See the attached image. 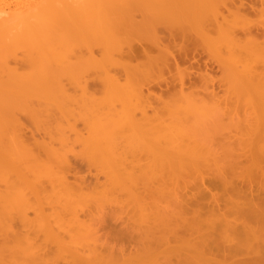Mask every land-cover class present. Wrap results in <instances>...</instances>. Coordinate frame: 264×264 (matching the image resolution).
<instances>
[{
	"label": "bare ground",
	"instance_id": "bare-ground-1",
	"mask_svg": "<svg viewBox=\"0 0 264 264\" xmlns=\"http://www.w3.org/2000/svg\"><path fill=\"white\" fill-rule=\"evenodd\" d=\"M29 1H20V3L23 4V6L25 2L29 5ZM2 2L3 1L0 0V115L3 114L4 118L7 120L9 112L8 108L10 109L12 107L10 112L13 110V113H16L15 111H17V109L19 110V108L20 110L24 109L25 105L29 103L27 102L28 99L26 100L27 96L30 98L29 95L26 96L28 92H31V95H33V91H35L37 96L40 95H38V92L41 93L47 91L48 94L51 93L48 85L55 77L56 81L54 80V82L56 85L59 84L60 88L58 87L59 89L57 90V92L59 91V95L56 94L54 98L58 100V97L62 96V98H60L62 101H60V99L59 101L61 104L63 103V106L60 103H57L59 110L62 107H65V110L66 108L69 109L67 103L76 106L79 104L80 108L82 106V109L85 110L83 111L80 109V111L82 110L87 113L86 115V113H81L82 111L80 112L82 117L81 120L87 116L84 121L82 120V124H84L85 129L87 130V134L90 135L88 137H91L88 140L91 142L93 141L94 144L90 143L94 145L93 147H95L94 151L91 147L92 145L89 143V146H86L90 149V151H94V153H89L88 149L87 151L90 157L93 153L92 157L96 155L97 158H99L97 159L96 157H91L92 160L95 159V161H97L95 164L98 163L100 165L101 160H104L102 162L107 163V167H109L107 168V170H109L108 173L102 171L103 174H109V176H105L104 174V176L108 178L107 182H111L109 178L113 176L111 180H114L116 177L113 183H119L118 186L123 183L128 185L129 183V186L125 189H128L134 197V200H136V205L140 210L139 211L136 207V211H139L140 213L137 220H140L132 222L133 217H130L131 220L128 219V221H131L134 226L141 231V234H139L136 238H132V240L138 244V250H136V253L130 254L126 250H121V255H116V252L113 250L104 253L100 250L99 240L101 236L99 233L101 229L104 230L103 227L105 225L101 222L96 224L93 219H82V215L80 217L76 207H74L75 204H72L73 206L71 205V207L68 204V208L67 204L60 202V204L62 203V205L64 204V206H67L64 210L63 208L61 209L63 214L61 213V210L58 209L60 216L61 214L62 216L64 215L65 209L66 211L70 209L69 211L72 213H69V211L67 213L65 212L67 215H72L69 216L70 218H68V216H66L67 218L61 216L62 218H60L59 215L57 217L52 215H41L43 212L40 211V209L37 210L36 205L38 204L37 207H39V205L40 207L42 206L40 200L43 196L44 186L39 182H43L45 178L46 181L49 179L47 182L48 184L49 182L51 184V178H48V176L51 171L52 173L56 171L54 166L46 163H44V165L42 164V161L49 151V154L54 155L55 157L56 155L52 153L54 150L51 149L56 147L54 145V147L52 146V148L48 150L49 147H46L45 145L43 146L44 154L41 152L39 155V152H36L35 148L40 146L39 149L37 148L40 150L43 142L39 140L41 143L39 144V142H35L34 139L30 141V138H26V135L23 134L24 132L22 133V130L24 131L25 129L24 125L20 128L18 125H13V129L11 130L17 129L18 127V132H14L15 135H12V138H8L10 135H6L7 129L5 128L4 130L3 126L8 125L10 122H14L13 120H16L15 117V119L12 120L11 116H8L11 119L10 122L4 119L5 123L7 122L8 124H3L2 126L1 123L4 121L0 123V175H2V172L6 168L4 158L7 154L9 155L11 153L9 155L11 156L13 152L17 153L16 149L19 146L20 148L18 147V153L20 155L23 153V157L21 158H23V160L25 158L26 162L23 161L22 166H19L21 164V159H16L11 156L10 160H14L15 158V161L13 162L12 160V162L16 166L14 164H8L9 166L11 165V167H17V164H19L16 168V170H18L17 173L19 174H14L16 171L12 169L14 171L13 173L10 168L8 169L13 173L12 177L14 179L19 176L20 171L24 169V173L27 178L31 179L33 183H30V185L29 183L27 185L25 184L24 188H18L19 190H17V193L15 192L17 188L15 189L12 185H8V183L3 181L4 179L0 177V184H2L0 187H3V183L5 182L8 186H10V189L5 185V183L4 185L11 190V192L8 191V189L4 186V189L1 190L2 195L0 194V264H53L52 261L50 262L51 259L49 258L51 250L49 247L50 245L56 246L62 250V253L69 255H67L68 259L65 264H136L134 261H137L138 263L141 262L142 264H264V207L257 202L251 180L255 174L256 177H259L258 180L262 182L260 184L264 183V141L260 142V140H264V134L260 133L261 129H264V122L262 123V120L264 121V9L261 10L262 16L258 21L259 23L255 24L257 21L255 22L248 19V14L250 12L257 14V8L254 5V2L249 5V3L245 0H31L30 3H34L30 4L28 8L25 6L27 9L21 12H16L19 10L17 9L18 6L20 7L21 5L20 3H17L19 5L16 6L17 10L14 8L16 11L13 13L10 11L5 13L7 8L4 10L3 7H1ZM257 2L259 4H263L264 0H257ZM250 3L252 2L250 1ZM146 9H148L147 17L150 21H147L149 19L144 17H142L144 20L142 19L138 21L139 19H136V14L139 13L137 15L142 16V11L146 12ZM259 9L260 8H258V10ZM8 10H11V8ZM7 13L9 15L5 16ZM141 21H146L148 25L145 26L144 23H140ZM55 30H57L58 33ZM59 30H63L64 33L60 34ZM145 32H148L149 37L141 40L140 34ZM130 34L131 37L129 36ZM240 35H244L243 38ZM127 36L130 38H127ZM77 39L78 42L80 41L79 45L74 42ZM180 39L182 40V43L176 42ZM55 40H57V44H60V46H62V44L67 46L70 45V47L74 44L77 45L74 47L72 46L70 50V47H67L69 52L65 50L66 53H72L71 55H64L65 58L68 56L67 60H71L72 57L75 58V56H77V58H75L77 60L79 59L78 57L80 54H82L85 50L89 52L90 55L87 60L84 57L86 55L85 52V55L83 56L84 58L80 57L81 59L83 58L84 61H82L83 59H79L82 63L85 62L84 67L82 65V71H85V73L88 69L86 68V64H89L90 66L92 65L93 67V69H88L89 72H92V70L95 71L94 68H97V72L99 71L98 69H100V71L102 69V65L100 66V64L98 68L96 58L94 57V55L97 54L94 53L96 49L93 48L94 46L101 48L100 50L97 48L99 50L98 54H100V51L103 49L107 58L104 57L102 54L103 52L100 55L103 56L104 59L106 58L108 61L112 60V62H108L106 59L103 60V65L105 66H107V64L112 65V63H115L111 57L110 60L108 58V55L111 56L114 51V54L116 53L117 56H122L117 58H122L120 61L125 59L123 58L126 57L125 55H127L126 59L129 58L130 60L131 58V62L134 59L137 60L139 57L140 59L142 58V61L136 63V65L129 63L127 64L128 66L123 63L124 66L128 67H123L126 71H123V69H121L122 65H120V70L125 72L126 75V78H124L125 81L123 82L120 81V77L118 76L119 74L116 75V72H114L115 74L111 73L112 70L109 71L106 67L108 72L105 71L106 68L104 71L107 75L103 74V72H98L102 73V77L105 78H99L100 81L104 80V82L102 81L104 83V86L102 85L103 87L97 85V88L99 87L98 90L97 88H93L96 92H93L94 90L91 88L94 93L93 94L92 92L84 93L88 91V87L90 86H87V90L85 91L86 87H83L82 85V91L84 89L83 93L81 95H75V92L74 94H71L68 91L70 88H65V84L67 82L66 77H68L67 80L69 81L73 77V79H77L78 77L86 78V76L88 77V74L83 76L84 74L81 73L82 71L76 69L77 65L76 62H74L76 60L74 59V61L71 60L68 62L70 64L67 63L66 68L64 67V64L62 63H64L63 61H65V59L62 57L60 58V56L64 54V49L59 48L57 45L62 52L59 50V53L56 50V52L60 55L56 52L55 54V49L53 50L54 47L52 46L54 45ZM83 40L87 41L89 46L85 43L84 47H88H86L84 51L81 49L83 52H78V56V54L76 55V52L74 51L80 50L78 46L82 47V44L84 43L82 42ZM145 40L147 43H150H148L149 47L152 45L150 47L151 49L145 47L143 43H146ZM64 41L66 43H64ZM67 41L69 42L67 43ZM20 47H25L24 49L26 52L28 50L29 52L36 54L35 58H37V60H35L34 63L35 70H33L34 74H32L33 72L30 71V69L32 70V67H29V71L32 74L29 75L31 76V80L26 79V76L23 75L24 72L26 74L28 69L23 72V76L19 74L23 77H19L20 80H18L15 75H13V77L10 76L11 80L10 77H8L10 81L13 82L12 79H14V83L18 84L14 86V83L10 82V84L14 86V88H11V85L3 80L2 74L4 72L6 73L8 70L10 71L7 72L8 75L13 73L11 69H13L17 74L15 70L16 67H8L11 63L8 66L6 64L7 62H12L11 57L9 59L10 61L6 59L2 60L4 58L2 53L5 49L9 50L10 48H13L12 52L16 50V53L18 54L19 50L17 51L16 48ZM72 48H74V50ZM152 48H154L157 52H154ZM11 50L12 49L7 52L10 53ZM70 51H73L75 56H73L74 53ZM122 54L125 55L123 56ZM6 55L5 57L7 58ZM54 56L57 60H59L57 62H60V59H62V63L60 62V64H62L61 66H63L64 70H67L64 71L61 67L64 72L68 73L69 71L71 73L72 71V74L76 71L81 72H76L73 77L70 73L69 75H66L67 73L62 74L64 76L66 75L65 82L62 79L63 76H59V74H61L59 71L61 70H59L60 68L55 65L57 62L55 63L54 61L56 60H53L54 63L51 62V59H55L53 58ZM196 56L201 58H203V56H207L208 58L207 60H202L200 58L197 59ZM24 57L25 56H23V58ZM16 59L17 58L13 59V62L15 60L17 63L18 59L17 61ZM105 61H107V64H104ZM29 63L30 65L33 64L31 60ZM72 63H75L76 66H69L72 65ZM82 63L78 62V65L81 66L80 64ZM125 63H127V60ZM194 63H196L198 67L195 69L204 70L202 67L205 68V72H199V77H197L199 79L202 77L200 80L205 78V80H203L204 82H209L206 80V77H208L206 76L207 74H205L208 73L206 71L214 70L213 67L215 66L222 71L223 76L218 78L219 80L210 76V72L208 77L211 84L215 79V83L216 81H219L220 83H224L226 86L225 95L222 96L223 99L220 97L222 100L218 97V94L215 91L212 92L214 95L215 93L217 95H210L209 99L207 98L208 101L204 99L205 97L202 98V95L199 96V93L195 96L191 90L190 92L184 91L185 87L188 88V86L192 85L193 87L194 84L196 85V83L192 84V82H196L192 78L194 77V79H197L195 78V71L191 72L192 67H194ZM181 64H185L186 66L187 64H190V67L182 68L180 66ZM94 65L97 66L94 67ZM110 65H108V67ZM129 65H132L131 69L129 68ZM18 69L19 67L17 70ZM172 69L176 70V74H173L172 80H169L171 77L166 78L164 75H166L167 72L172 74ZM116 70L119 71L117 68ZM19 73H21V70H19ZM56 74L59 76L60 81L57 79L58 76ZM33 75L35 76V79H32V77H34ZM101 75L98 76L100 77ZM155 75L158 79H155ZM29 76L27 77L29 78ZM69 76H71V79ZM89 76L93 77L94 75L90 74ZM210 77H212V79ZM51 78L53 79L51 80ZM62 81L65 82L63 86H61ZM54 82L52 84H55ZM70 82L71 81L68 83ZM190 82L191 85L189 84ZM163 84H166L167 87H181L180 91L178 90V93L175 91L177 94L175 92L173 94H168H171V99L168 97V100L165 103L166 105L162 103L165 107L164 110H174L173 112H175L176 109H178L175 113H171L170 117L166 119L165 116H161V113L164 114V112H161L160 110L159 111L161 113H159L161 115L159 113L156 114L158 110H155L156 115L148 114V108L145 104L148 105V100L151 97L150 94L144 95L145 92L143 91L144 87L156 85L161 88ZM205 84L208 85V83ZM7 87L10 89L8 90ZM79 88L81 90V87ZM98 91H102V96L97 94H100ZM35 92V95L33 96L36 100L37 96ZM19 95L20 97L22 96L25 98V104L23 101L22 108V104L17 99V96ZM49 95H51V97ZM49 95H47L45 99L49 96L52 101V93ZM160 95L163 94L160 93ZM159 97L163 99V96ZM50 100H45L44 107L42 106L41 109L45 108V106L47 107V104L49 103H47V101ZM36 101L38 102V100ZM40 101H42V99ZM231 101H234V103L232 102V104H234L233 106H229V102ZM7 102L10 104L7 105ZM16 103H20L21 106ZM33 103L36 107L35 102ZM33 103L31 104L33 105ZM241 103H245V107H247L246 112L245 110L239 111L240 106H244L243 104L241 105ZM29 104L25 107V109H29ZM3 106H5L4 109L2 108ZM205 107L206 109L212 110L213 108V110L217 109L218 111L219 108H221L220 110H222L223 118L225 116H228L231 119L233 117L238 118H236L237 122L234 124V128L237 132L234 129L229 132L228 129L226 127L225 128L227 129L228 134H231V132L234 134L237 133L235 136H231L233 137L232 142L235 141L236 144H234V142L233 144L238 147L240 146L241 148L239 147V150L241 151L236 153V147L234 148V145L230 144L231 142L228 141L229 147L233 153L229 151L228 153L231 155L229 154L230 156L226 157L228 154L226 153L227 155H225V153L222 152L221 155H223L219 156L220 153L218 154L217 148L212 145L215 139H211L209 141L210 138L203 137L205 138L204 140L202 137H199V134L201 133L200 131L203 127H201V125L203 123L197 124V122L190 121L189 123H185L176 119L177 112L179 111V113H182L180 112L182 111L180 109H184L183 113L185 114V109L192 112L197 111L196 109H205ZM48 108L51 110L53 107L49 104L46 108L47 110H40L41 112L46 111L45 113L48 114ZM257 108H259V112H256ZM103 109H107V112L106 110L103 112ZM67 111L68 110H66L65 113H67ZM68 112L71 113L70 110ZM78 112L75 114H79ZM242 112L245 113V120L249 123L243 122L244 119L242 117ZM219 113L217 112L215 115H218ZM72 114L75 121L77 118L74 113ZM138 114L141 115L139 116ZM186 114H188V112ZM3 115L0 116V119L3 118ZM48 116H50V111L47 117ZM248 116H250V118L252 116L254 120H251ZM250 121L254 122L250 123ZM17 122L19 124V121ZM77 122H79L78 119ZM75 124L76 123H71L70 125L73 126ZM20 125L21 124H19V126ZM217 126L214 125V127ZM67 127L69 126L67 125ZM74 127L77 126L75 125ZM219 129L221 130L222 128ZM20 130L21 133H19ZM68 130H70V128ZM222 130L223 132L226 131L225 129ZM60 131L61 130L58 132L61 133ZM74 133L75 132L73 131V134ZM208 134L210 135V133ZM261 134L263 135V139ZM212 135L213 134L211 133V138L214 136ZM14 136L18 137L17 140L20 143L14 138L17 142V144L16 142L15 144L18 146H16V149L12 151L8 146H11L9 144H12L10 142L13 141L11 139H13ZM61 136L62 134L59 137V143L62 141L65 142L63 140L64 136ZM5 138L10 139L11 141ZM79 139H81L80 135ZM6 140L8 143H6ZM207 140L208 143L212 141L211 144H207L205 142ZM82 141L83 142L80 143L83 145L85 140ZM31 142L34 143L32 144ZM67 143L70 145L69 142ZM259 143H263L262 146L259 145ZM52 144H54V142ZM257 144L259 146H257ZM224 145L226 146V144ZM256 147L258 149H256ZM58 149H56V152L61 151L62 153V150ZM235 149L236 151H234ZM8 151L12 152L8 153ZM59 153H56L58 154L57 156H59H56L58 161L62 156L60 155L61 153ZM224 155L225 157H223ZM41 156L43 159H41ZM8 157H6V159ZM46 158H48L47 161L51 160H49V157ZM47 161L44 160L43 162ZM60 161L63 163L61 165H65L64 167L66 169L62 167V170H57L56 172H58L57 177L62 189L69 191V193L71 191L70 194L67 193L66 195L70 196L71 194L76 193V190H87L86 186L85 188L79 186L78 188L80 189L74 187L77 184H72L70 180V176L74 173L72 172V174L69 175L71 172V170L69 172V169L72 167L73 171L74 166L69 160L67 161L66 158L64 160L62 158ZM25 163H29V165H25ZM234 163L236 165H234ZM52 164H54V162ZM43 165H47V168ZM61 165L59 164V166ZM53 167L55 171H53ZM226 167L231 168L228 174L227 171H225ZM18 168H22V170ZM43 170L51 171L46 172L45 174ZM107 170L105 169V171ZM36 172L37 175L39 174L38 172H40L38 177L41 179H36ZM9 173L6 174L11 175V173ZM47 173L49 174L47 175ZM151 173L154 174V177L152 176L153 174L150 175ZM53 174L49 177L53 176ZM45 176H47V178ZM150 176L153 178H150ZM180 176L183 178L182 183H184V185H186L187 179L192 176L200 179L202 183L201 187L205 191H201L198 196L194 197L196 200H198L199 196L202 200L205 199V197H209L212 202L209 204L207 203V206L205 207H200L196 200L192 202L179 201V205L174 209L166 207V209H163L160 207L158 204V201H160L159 196L164 198L165 196L173 194L174 191L180 189L178 186L179 183L177 184ZM260 178H262V180ZM19 179L20 178L17 177L16 181H19ZM167 180H169L170 184L173 183V186L168 185ZM172 181H176V185ZM43 183H45V181ZM116 185L113 184V188L111 190L107 188L105 189L107 191L109 190L108 192H111ZM16 186L18 187V185ZM220 186L224 188L226 192L225 196L213 193L212 188L217 189L220 188ZM260 186H263L264 191V184ZM2 187L0 189H2ZM50 188V190L53 189V191H56L57 186L55 188ZM121 189V191H126L124 188ZM5 191L8 194V198L6 199L5 197L7 194ZM40 192H42V196L39 195L41 197H37ZM113 192L115 193L117 190ZM9 193L14 194L10 195ZM56 193L57 192H54L53 194L55 195ZM30 194L33 196L36 194V196L33 197ZM227 194L230 196L229 198L226 197ZM54 195L50 196L52 198L51 201H53L54 198L56 199L58 193L55 197ZM11 196L12 199L10 198ZM30 196L33 199L37 197V204L33 199L29 198ZM63 196H61L62 199L64 197L67 198V196ZM58 197L60 199V196ZM151 198L156 200H154V202H157L155 206L157 209L153 208V210L150 208L148 200ZM5 200H7L8 203L5 202ZM29 200L33 201L35 206L32 205L33 203ZM78 200L80 201L79 198ZM48 201V204L50 203L51 205L47 204L51 207L49 209H52L53 206L54 208L59 206L57 201L55 202L57 204H55L54 201L52 202L57 206L52 205L50 199ZM17 203H19V205ZM83 205L85 204H82V206ZM10 206L14 209H11ZM26 206L27 208L33 206L30 208L31 210L34 208L37 212H40L39 219L37 217L38 215L35 218V220L38 219L37 221L33 219L34 223L31 222L32 219H28V210ZM79 206V208H83L81 204ZM158 206L162 209H158ZM22 207H24L27 211H25L24 208L22 210ZM85 207L86 206H84V208ZM88 208L89 207H87V210L90 209ZM194 208L195 210L193 211L192 209ZM9 209L13 214L14 211L17 212L15 213L17 216L19 213L23 214L20 216V219L16 218L20 222L16 221V219L8 213ZM50 211L53 212L55 210ZM73 211H75V213ZM32 212H34V210ZM88 212H86V214H88ZM133 221H135V219ZM18 223H20L22 227L19 228ZM28 224H30V226H28ZM26 225L30 228V230L32 229L31 227L35 228L29 232L30 230L28 227L26 228ZM22 229L23 231H21ZM117 233H119L122 237H126L129 234L128 231H123L122 228ZM121 239L122 241L127 240V238ZM85 248L89 249L88 253L86 250L84 251ZM79 250H83L82 253H80ZM76 252L78 254L77 256H75Z\"/></svg>",
	"mask_w": 264,
	"mask_h": 264
},
{
	"label": "rangeland",
	"instance_id": "rangeland-1",
	"mask_svg": "<svg viewBox=\"0 0 264 264\" xmlns=\"http://www.w3.org/2000/svg\"><path fill=\"white\" fill-rule=\"evenodd\" d=\"M3 2H2V5H1V7H3V9L5 10L6 8H7V10L5 11V13L6 12H8V11H10L11 13H13L14 11H16L17 9H19L18 11H16V12H21V11H24V10H26L27 8H28V6L30 5V4H33L34 2H31L30 3V1L29 0H20V1H29V5L28 4H26V2L24 3V6H23V4H21L20 3V1L19 0H2ZM8 3H6V2ZM35 1V0H34ZM53 1V0H52ZM54 1H56V0H54ZM246 2H248L249 3V5L250 4H253V2H254V5L256 6V8H257V14L256 13H253V12H250L249 14H248V19H250V20H252V21H257L255 24H258L259 22V20H260V18H261V16H262V14H261V10L262 9H264V3L263 4H259L258 2H257V0H250L252 3H250V1L249 0H245ZM16 2V3H15ZM6 3V4H5ZM9 3H10V5H9ZM13 3V4H12ZM17 3H20L21 5H20V7L18 6V8L16 7L17 5H19V4H17ZM28 3V2H27ZM247 3V4H248ZM15 4V5H14ZM13 5V6H12ZM8 6V7H7ZM25 6H27V8L25 7ZM262 7V8H261ZM11 8V10H8V9H10ZM16 10H15V9ZM21 8V9H20ZM258 8H260L259 10H258ZM12 9H14V10H12ZM143 12V15L142 14H140V15H142V16H138L137 14H139V13H137L136 14V19L138 20V21H140V20H142L143 18L142 17H144V18H148L147 17V15H148V9H146V12L145 11H142ZM10 13V14H11ZM256 14V15H255ZM264 14V13H263ZM7 15H9L8 13L5 15V16H7ZM3 16H4V14H3ZM149 19V18H148ZM144 20V19H143ZM145 20H147V19H145ZM147 21H150V19L149 20H147ZM140 23H144L145 24V26H147L148 25V23L146 22V21H141ZM260 23H261V21H260ZM260 25V24H259ZM57 29V28H56ZM56 32H57V30H55ZM60 31V34H62V33H64V31L63 30H59ZM55 32V34L57 35V33ZM53 33H54V30H53ZM165 33V32H164ZM59 34V35H60ZM66 34V33H65ZM139 35V34H138ZM138 35H137V37H138ZM58 36V35H57ZM130 37H131V34L129 35ZM129 36H127V38H130ZM152 36V35H151ZM242 38H243V36L244 35H240ZM147 37H149V34H148V32H145V33H141L140 34V38H141V40H143V39H145V38H147ZM151 38V37H150ZM149 39V38H148ZM59 41V40H58ZM77 41V42H76ZM76 41H74L76 44H80V41L78 42V39L76 40ZM146 41V40H145ZM176 41V40H175ZM69 41H67V43H68ZM72 42V41H71ZM71 42H70V44H71ZM82 42H84L83 44H82V47L81 46H78V48H80V50L79 49H77V50H79V51H74V52H76V55L78 54V56H79V53H81V51L83 50L84 51V49H86V47H88L89 45H88V42L87 41H85V40H83ZM176 42H181L182 43V40L180 39V40H178V41H176ZM58 42H57V40H55L54 41V45H52L53 47V50H54V53L56 52V50L59 52V50L61 51V49H59V48H62V49H64V54H62V56H60V58L62 57V58H64L65 59V61H63L64 63H62V59H60L61 61V63L62 64H64V67L66 68V66H67V63L68 62H70L71 60L72 61H74V60H76L75 58H77V56H75V53L73 52V51H70V52H73L74 54H73V56H75V58H73L72 57V59L71 60H67L68 59V56H67V58H65L64 57V55H71L70 53H66V51L65 50H67V52H69V50L71 49V47L73 46H75L76 44H74V45H71V47H70V45L69 46H67V45H65V44H62V46H60V44H57ZM64 43H66L65 41H64ZM85 43H87L86 45H88V46H86V47H84L85 45ZM90 43V42H89ZM144 43V45H145V47H147L148 49H151L150 47L152 46H150L149 47V44L147 43V41H146V43L145 42H143ZM55 44H56V46H55ZM73 44V43H72ZM92 44V43H91ZM59 46V48H58V46ZM63 45H65V46H63ZM178 45V44H177ZM77 46V45H76ZM127 46V45H126ZM64 47V48H63ZM69 48V50H68V48ZM25 48V47H24ZM24 48H22V47H20V48H16L17 49V51H18V54L16 53V50L14 51V52H12L13 51V48H10V49H12L11 50V54H12V56H11V54L9 53V52H7V51H9V50H7V49H5V51L3 52V53H5V54H3L2 53V56H4V58L2 59V60H4V59H6V60H9L10 59V57H11V60H12V62H7V61H4V62H7V66L8 67H11V68H15V70H16V72H17V74L14 72V70L13 69H11L12 70V72L13 73H11V74H7V72H10L9 70L8 71H6V73L4 72L2 75V77H3V80H5L6 82H8L9 84H10V82H12V81H10L11 80V77H13V75H15V76H17L16 78L18 79V80H20L19 79V77H22L23 75L24 76H26V79H29V80H31L30 79V77L31 76H29V75H32V74H34V71L33 70H35V60H37V58H35L36 57V54L35 53H32V52H29L28 50H27V52H26V50L24 49ZM52 48H51V50H52ZM57 48V49H56ZM75 48H77V47H75ZM93 48H96L95 49V51H94V53H97V54H95L94 55V57L96 58V61H97V65H98V68H99V64H100V66L102 65V69H101V71H100V69H98L99 71L98 72H103V74H105V75H107L106 74V72H108L107 71V68L109 69V71L110 70H112V72L111 73H114V72H116V75H118L119 77H120V81H125L124 80V78H126V75H125V72H123V71H126V69L124 70V68H128V67H126V66H124L125 64L127 65V64H132V65H136V63H139V62H141L142 61V58L140 59V57L139 58H137V60L136 59H134L132 62L130 61L131 60V58H130V60H129V58L128 59H126V57H127V55H125V54H122L123 56L125 55L126 57H123V58H125L124 60H122V61H124V62H122V61H120V59H122V58H120V59H117V58H119V57H122L121 55H119V56H117V54L115 53L114 54V52H113V54L111 55V56H109L108 54V58H109V60H110V57H111V59H113V62H115V63H112V65H110V64H107V61H108V59H106L107 57H106V54L104 53V51H103V49L100 51L103 55H104V57H106L105 59L107 60V61H105L104 62V64H107V66H105V65H103V60H105L104 59V57L103 56H101L100 54H98L99 52V50L101 49V48H98V47H93ZM99 50H98V49ZM15 49V48H14ZM73 50H74V48H72ZM82 49V50H81ZM153 50H154V48H152ZM20 50H21V53H20ZM87 50H88V48H87ZM126 50V49H125ZM82 51V52H83ZM6 52H7V55H6ZM53 52V51H52ZM62 52V51H61ZM79 52V53H78ZM84 52H85V54L87 55H85L84 54ZM82 54H80V56L78 57L79 59H81L80 57H83L84 55V57L86 58V60H87V58H89V52H87L86 50L84 51ZM154 52H157L156 50H154ZM51 53V52H50ZM57 53V52H56ZM55 53V54H56ZM60 53V52H59ZM8 54H9V56H8ZM22 54V55H21ZM24 54V55H23ZM58 54V53H57ZM5 55L7 56V58L5 57ZM19 55V56H18ZM26 55H27V57H26ZM51 55H53V54H51ZM58 55H60V54H58ZM82 55V56H81ZM101 57H100V56ZM23 56H25L24 58H23ZM14 57V58H13ZM52 57V56H51ZM58 57V56H57ZM83 57V58H84ZM113 57V58H112ZM2 58V57H1ZM15 58H17L18 59V62L16 63L15 62V60H14V62H13V59H15ZM53 58H55V56L53 57ZM82 58V59H83ZM103 58V59H102ZM117 60H116V59ZM196 58L197 59H202V60H207V56L205 57V56H203V58H201V57H199V56H196ZM17 59H16V61H17ZM34 61H33V60ZM63 59V60H64ZM74 59V60H73ZM79 59H77L78 60V62L79 63H82V61H84V59L81 61V60H79ZM98 59H101V60H98ZM138 59H139V61H138ZM30 60L32 61V63L34 64H31L30 65ZM52 61V63H56L57 61H59V60H57V58H55V59H51ZM53 60H56V61H54L53 62ZM77 60L76 61H74V62H76V65H75V63L73 64L72 63V65H69V66H73L74 67V65L77 67L76 69H78V70H81L82 71V65H83V67H84V65H85V62H83L82 64H80L81 66H79L78 65V62H77ZM126 60H127V63H125L126 62ZM10 61V60H9ZM67 61V62H66ZM81 61V62H80ZM99 61H101V62H99ZM138 61V62H137ZM60 62H57L55 65L58 67V68H60L59 70H61V71H59L61 74H59V76H63V80L65 81V77H66V75H69V71H68V73L67 72H64V71H67V70H64V68H63V66H61L62 64H60ZM66 62V63H65ZM99 62V63H98ZM108 62H112V60H110V61H108ZM117 62V63H116ZM123 63H124V65H123ZM68 64H70V63H68ZM33 65V66H32ZM97 65H94V67H96ZM108 65H110L109 67H108ZM120 65H122V67L120 66ZM132 65H129L130 67V69H131V67H132ZM190 64H187V66L185 65V64H181L180 66L182 67V68H185V67H190L189 66ZM103 66H104V68H103ZM128 66V65H127ZM214 66V65H213ZM19 67V69L17 70V68ZM27 67V68H26ZM29 67H32V70L30 69V71L31 72H33L32 74L30 73V71H29ZM61 67H62V69L64 70H62L61 69ZM107 67V68H106ZM117 69H119V71H117L116 70V68ZM120 67H121V69H123V71H121L120 70ZM124 67V68H123ZM21 68V69H20ZM24 70H23V69ZM86 68H88L89 70H90V68L91 69H93V67H92V65L90 66L89 64H86ZM101 68V67H100ZM106 68V69H105ZM195 68H198L197 67V64L196 63H194V67H192V71L191 72H193V71H195L194 72V74H196L195 75V78H197V77H199V72H205L204 70H205V68L204 67H202V69H204V70H199V69H195ZM26 69H28V71L26 72V74H25V72L24 71H26ZM87 69V72H89V70ZM104 69H105V71H104ZM213 69L214 70H209V71H206V72H208V73H205V74H207L206 76H208L209 77V72H210V76H213V78H220L221 76H223L222 74V71L221 70H219L218 69V67L217 66H215V67H213ZM19 70H21V73H19ZM23 70V71H22ZM74 70V69H73ZM94 70L95 71H93L92 70V72H89V73H85V71H80L82 74H84L83 76H85V75H87L88 74V77L86 76V78L84 77V78H82L81 76V78H77V79H73L74 77V75H75V73L76 72H79V71H76L74 74H72V71H71V73L70 74H72L71 76L73 77L72 79L74 80H72L71 79V76H69L70 77V79L71 80H69V81H71L70 83H68L69 81L67 80L68 79V77H66L67 79H66V84H65V88H70L68 91L71 93V94H74V92L76 93L75 95H81L82 93H83V91H84V89H83V91H82V85H83V87H86L85 88V91L87 90V86H90V87H88V91H90V92H88V91H86V92H84V93H91L92 92V89L93 88H97V85H100V87H103L104 86V80H99V78H104V77H102V73H98L97 72V68H94ZM103 70V71H102ZM115 70V71H114ZM191 70V69H190ZM23 72H24V74H23ZM79 72V73H80ZM94 72H95V74H96V76H97V78H96V76H95V74H94ZM197 72V73H196ZM15 73V74H14ZM65 73H67L65 76L64 75H62V74H65ZM78 73V74H79ZM97 73H98V75H101L100 77L97 75ZM110 73V74H111ZM127 73V72H126ZM166 73V72H165ZM199 73V74H198ZM202 73V74H203ZM19 74H23L22 76H20ZM58 74V73H57ZM56 74V75H57ZM78 74H76V75H78ZM90 74H93L94 76L93 77H91V76H89ZM109 74V73H108ZM115 74V73H114ZM113 74V75H114ZM122 74V75H121ZM173 74H176V70H173L172 69V74H169L168 72L166 73V75H164V77H168V78H170L171 77V79H169V80H172V75ZM194 74H193V76H194ZM81 75V74H80ZM11 76V77H10ZM27 76H29V78L27 77ZM34 76V75H33ZM54 76V75H53ZM58 76V75H57ZM56 76V77H57ZM59 76L57 77V79L59 80ZM79 76V75H78ZM125 76V77H124ZM8 77H10V80L8 79ZM91 79H90V78ZM155 77H156V75H155ZM154 77V78H155ZM208 77H206V80L207 81H209L210 82V80H208L209 78ZM5 78V79H4ZM16 78H15V80H16ZM23 78V77H22ZM87 78H88V80H87ZM202 78V77H201ZM200 78V79H201ZM211 79H212V77H210ZM32 79H35V76L34 77H32ZM53 78H51V80H52ZM61 79V80H62ZM80 79V80H79ZM84 79V80H83ZM105 79V78H104ZM122 79V80H121ZM155 79H158L157 77L155 78ZM162 79V78H161ZM194 81H196V82H192V84L193 83H196V85L194 84L193 85V87H192V85H191V82L189 83L191 86H188V88H184V91L186 92V91H188V92H190V90L191 91H193V93L195 94V96H196V94H198L199 96H201L202 95V98L203 97H205L204 99H206L207 101H208V99H209V97H210V95H214V93L212 92V91H215L217 94H218V97L220 98V97H222L223 95H225L224 93L226 92V86L224 85V83H220L219 81L217 82L216 81V83H215V79L212 81L213 83L211 84V82H210V84H209V82H204L203 80H205V78L204 79H202V80H200L199 78H197V79H194V77L192 78ZM13 80V82L12 83H14L15 81H14V79H12ZM54 80L56 81V79H55V77H54ZM54 80L53 81H50L51 83L48 85V88L50 89V91H51V93H52V95H53V97H52V101L50 100V98H49V96L51 97V95H49V94H51V93H47V91H45V92H38V95L39 96H37V93L35 92V91H33V95H35L34 94V92L36 93V96H37V98H40V99H37L36 98V100H38V102L35 100V98H34V96L33 95H31L32 93L31 92H28L27 94H26V96L27 95H29V97L30 98H28V96H27V98H26V100H27V102H29L28 104H29V109L27 108V109H25V107H27L28 106V104L27 105H25V107H24V109H21L20 110V108H19V110L17 109V111H15L16 113H13L14 111L12 110V112H10V109L12 108H8V116H11V118H12V120L13 119H15L16 118V120L17 121H19V124H21L20 126H19V124H18V122L16 121V120H13L14 122H10L11 121V119L7 116V120L4 118V115L3 114H1V115H3L2 117L3 118H1L0 119V123L1 122H3V123H1L2 124V126H3V124H8L7 122L5 123V120L6 121H8V122H10L8 125H5V126H3L4 127V130H5V128L7 129L6 131H7V133H9V134H7L6 133V135H10V136H8V138L10 137V138H12L11 136L12 135H15V133H17L18 132V127L20 128V127H23L22 125H24V131L22 130V133L24 134V135H26L25 137L26 138H30L29 140L30 141H32V139H34V141L36 142V141H38L39 142V144H41L40 143V141L41 142H43L42 144H41V148H40V150H38L39 149V147H34V146H32L33 148H35V151L36 152H39V155L41 154V152L44 154V152H43V146H45L46 145V147H49L48 148V150L49 149H51L52 148V146L54 147V145H55V147L56 148H52L51 150H54V152H56V149H58V148H60L61 150H62V153H61V151H59V152H56V153H59L60 155H62L61 157H60V160L63 158V160L66 158L67 159V161L69 160L70 161V163L74 166L73 168V171H72V167H71V169H69V172H70V170H71V172L69 173V175L70 174H72V172L74 173V174H72V176H70L69 178H70V180H71V182H72V184H74L75 183V185L76 186H74L75 188H78L79 186H81L82 188H85V186H86V188H87V190L85 189H83L82 191H80V190H76L75 192L76 193H73V194H71L70 196H68V195H66L67 193L68 194H70L71 193V191H70V193H69V191H65V190H63L62 189V186L60 185V183H59V181H58V172H56L57 170L59 171V170H62V167L63 168H65L63 165H61V164H63L60 160L58 161L57 159V157H59V156H57L58 154H56V153H54V152H52L53 154H55L56 156V158L54 157V155H50L49 153H50V151L48 152V154H46V155H48V156H46L45 155V157H44V160L45 161H47L48 160V158H46V157H49V160L50 161H47V162H54V164H52V163H47V162H43L42 161V164H44V163H46V164H50L51 166H54L55 167V169H56V171H55V169H54V167H53V171H55V172H53L52 173V171L50 172V171H48V170H46V171H44L43 170V172H45V174H46V172H50V175L51 174H53V176H51V177H49L48 176V178H51V184H50V182H49V184H48V180L46 181V179L44 178V180H43V182L45 181V183H43L42 181H40L39 183L41 184V185H43L44 186V191H43V196L41 195V193L42 192H40L39 194H38V196L37 197H41L39 200L41 201V205L42 206H44V207H40V205H39V207H37V200H36V198H32L31 196L29 197V198H31V199H33L34 200V202H36V209L37 210H39L40 209V211H42L43 213L41 214V215H43V216H47V215H52V216H54V217H57L58 215H59V217L60 218H62V217H65V218H67L66 216H68V218H70L69 216H72L71 214L70 215H67L66 213L70 210H67L66 211V209H65V211H64V215L62 216V208H63V210H64V208H66L67 206H64V204H69L70 205V207H71V205L72 204H75L74 205V207H76V210H77V212H78V215H80V217H81V215H82V219H85V220H89V219H93V220H95V223L96 224H98L99 222H101V223H103V225H105L104 227H103V229L104 230H102L101 229V231H100V233H99V235L101 236V238H100V240H99V246H100V250H102L104 253H107V252H109V251H111V250H113V251H115L116 252V255H121L120 254V252H121V250H126V251H128V253H130V254H134V253H136V250H138V247H137V243L134 241V240H132V238H136L139 234H141V231L137 228V227H135L134 226V224L132 223V222H136V221H139V220H137V218H139V215H140V213H139V207H137V205H136V200H134V197L132 196V194L128 191V189H125V188H127V186H129V183H128V185L126 184V183H123L122 185H120V186H118V184L119 183H113L114 182V180L116 179V177L114 178V180H111L112 178H113V176H111L110 178H109V180L111 181V182H107L108 181V178L107 177H105V176H109V174H105V176H104V174L102 173V171H104V172H107L108 173V171L109 170H107V168H109V167H107L108 165H107V163H104V162H102V161H104V160H101L100 161V165L97 163V164H95V162H97V161H95V159L94 160H92V158H97V156L96 155H94V157H92L93 156V153H94V151H95V147H93L94 145V143H93V141L91 142L90 140H88V139H90L91 137H88V136H90L89 134H87L88 132H87V130L85 129V126H84V124H82L83 122H82V120L84 121V119H86V117L84 118V119H82L81 120V115H80V112L83 110L82 109V106H81V108H80V106H79V104L76 106V105H71V104H68L67 103V106H69L68 108L69 109H67L66 108V110H70L71 111V113L70 112H68L67 111V113H65V107H62V108H60V110H59V106H58V104L57 103H60V101H62L60 98H62V96L61 97H58V100H56V98H54L55 96H56V94H58L59 95V91L57 92V90L60 88V86H59V84L58 85H56V83L54 82ZM90 80V81H89ZM96 80V81H95ZM160 80V79H159ZM219 80V79H218ZM60 81V80H59ZM97 81H98V83H97ZM103 81V82H102ZM55 83V84H52V83ZM65 82H63L62 81V85L61 86H63V84L65 83ZM86 82H87V84H86ZM90 82V83H89ZM189 82V81H188ZM60 83V82H59ZM100 83V84H99ZM163 83V82H162ZM204 83V84H203ZM205 83H208V85H206ZM16 84L17 83H14V86H16ZM52 84V85H51ZM89 84V85H88ZM188 84V85H189ZM11 86V88H14V86L12 85V84H10ZM18 85V84H17ZM67 85V86H66ZM86 85V86H85ZM103 85V86H102ZM13 86V87H12ZM59 87V88H58ZM76 87V88H75ZM79 87H81V90H80V88ZM167 85L165 84H163L162 85V87L160 88V87H158V86H156V85H154V86H150V87H144L143 88V91L145 92L144 93V95H148V94H150V99L148 100V105L150 106H148L147 104H145V106L148 108V114L149 115H151V114H153V115H156L157 113H159L160 111L161 112H164V114L163 113H159L161 116H165V119L166 118H168V117H170V115H171V113L173 114V113H175L178 109H176V111L175 112H173L174 110H164L165 109V107H164V105H166L165 103H166V101L168 100V97L170 98L171 97V94L170 95H168L169 93H174L175 91H177V93H178V90L180 91V89H181V87L180 86H177V87H173V86H169V87H167ZM8 88V87H7ZM47 88V89H48ZM92 88V89H91ZM99 88V87H98ZM98 88H97V90H98ZM147 88H149V89H147ZM10 88H8V90H9ZM75 89H76V91H75ZM79 89V90H78ZM91 89V90H90ZM95 89H93L94 91L93 92H96L95 91ZM101 89V88H100ZM99 89V90H100ZM164 89V90H163ZM169 90V91H168ZM149 91H150V93H149ZM166 91V92H165ZM195 91V92H194ZM49 92V91H48ZM81 92V93H80ZM92 92V93H93ZM98 92H100V94L99 93H97L99 96H102V94H101V92L102 91H98ZM46 93H47V95H49L48 96V100H50V101H47V107H48V105L50 104V106L51 107H53L51 110L49 109V111H50V116H48L47 117V115H49V111H48V114L47 113H45V112H41V110H43V109H46L47 107L45 106V108H43V109H41L42 108V106L44 107V104H45V100H47V99H45L46 97H47V95H46ZM160 93L161 94H163V95H160ZM176 93V92H175ZM176 93V94H177ZM215 93V95H217ZM42 94V95H41ZM94 94V93H93ZM96 94V93H95ZM167 94V95H166ZM92 95V94H91ZM212 95V96H213ZM214 95V96H215ZM13 96V95H12ZM25 96V95H24ZM96 96V95H95ZM159 96H163V99L162 98H160ZM15 97V96H14ZM34 98V99H33ZM54 98V99H53ZM173 98V97H172ZM201 98V97H200ZM208 98V99H207ZM212 98H214V97H212ZM211 98V99H212ZM17 99H18V101H20V103L22 104V102L25 100V98L24 97H20V95L19 96H17ZM42 99V101H40ZM45 99V100H44ZM59 99H60V101H59ZM171 99V98H170ZM169 99V100H170ZM217 99V98H216ZM221 99V98H220ZM222 99H223V97H222ZM221 99V100H222ZM14 100V99H13ZM16 100V99H15ZM33 100V101H32ZM44 100V101H43ZM162 100V101H161ZM32 101V102H31ZM235 101V100H234ZM234 101H231V102H229V106H233L234 104H232V102L234 103ZM33 102H35V104H36V107H35V105H34V103ZM53 102V103H52ZM236 102V101H235ZM13 103V102H12ZM20 103H16V104H19V106H21L20 105ZM31 103H33V105H34V107H33V105L31 104ZM42 103H43V105H42ZM162 103H164V105H162ZM221 103V102H220ZM8 104H10L9 102H7V105ZM24 104H25V101H24ZM52 104V105H51ZM61 104V103H60ZM63 104V103H62ZM61 104V105H62ZM72 104H73V102H72ZM212 104V103H211ZM232 104V105H231ZM244 105V106H240V109H239V111H243V110H245V112H246V109H247V107H245V103H241V105ZM14 105V104H13ZM32 105V106H31ZM168 105V104H167ZM222 105V104H221ZM6 106V105H5ZM5 106H3L2 108L4 109L5 108ZM18 106V105H17ZM18 106V107H19ZM41 106V107H40ZM63 106V105H62ZM66 106V107H67ZM78 106H79V108H78ZM210 106V105H209ZM208 106V107H209ZM9 107V106H8ZM23 107V104H22V106H21V108ZM76 107V108H75ZM173 107V106H172ZM171 107V108H172ZM242 107V108H241ZM1 108V109H2ZM63 108H64V111H63ZM106 108V107H105ZM108 108V107H107ZM149 108H151V109H149ZM163 108V109H162ZM210 108H212V107H210ZM6 109H7V107H6ZM14 109V108H13ZM41 109V110H40ZM62 109V110H61ZM80 109H82L81 111H80ZM221 108H219V111H220V113H219V111L216 109H214L213 110V108H212V110L211 109H206V107H205V109L203 108V109H196L197 111H192V109H191V111L192 112H190V110L188 111V109L186 110L185 109V114L183 113L184 111V109H180V110H182V111H180V112H182V113H179V111L177 112V114H176V119L177 120H181V122H185V123H189V121L190 122H197V124L198 123H200V124H202L201 125V127H202V129H201V136H200V134H199V137L201 138H203V137H207V138H210L209 139V141L211 140V139H215L214 141H213V147H215V148H217V150H218V154H219V156H222L221 155V153L222 152H224L225 153V155H227L226 157H229L231 154L230 153H228L229 151H231V153H233L232 152V150L230 149V147H229V144H228V141H230L231 143L230 144H233V142H234V144H236V142L235 141H233L232 142V139H233V137H231V136H235L237 133H232L231 132V134L229 133L228 134V132H227V129H228V131L230 132V131H232V129H234L235 130V128H234V124H235V122H237V119L236 118H229L228 116L225 118H223V115H222V110H220ZM258 109L259 108H257L256 109V112H259L258 111ZM24 110V111H23ZM39 110V111H38ZM47 110V109H46ZM104 110H106V112H107V109H103V112H104ZM155 110H158V112H156ZM160 110V111H159ZM224 110V109H223ZM79 113V114H75V113H77V112ZM83 111H85V110H83ZM81 112V113H86V112ZM215 113H214V112ZM219 113L218 115H215V114H217V112ZM102 112V113H103ZM155 112H156V114H155ZM188 112V114H186ZM190 112V113H189ZM249 112V111H248ZM247 112V113H248ZM3 113V112H2ZM6 113H7V111H6ZM5 113V114H6ZM72 113H74V115H75V117L79 120V122H77V119H75V121H74V117H73V114ZM241 113V112H240ZM14 114H15V116H14ZM242 117H243V119H244V121L243 122H246V120H245V117H244V115H245V113H243L242 112ZM0 115V116H1ZM78 115H80V116H78ZM86 115H87V113H86ZM139 115V114H138ZM141 115V114H140ZM139 115V116H140ZM175 115V114H174ZM249 115H250V113H249ZM13 116V117H12ZM218 116V117H217ZM233 116V115H232ZM236 116V115H235ZM15 117V118H14ZM54 117V118H53ZM249 118H250V116H248ZM53 118V119H52ZM80 118V119H79ZM164 118V117H163ZM188 118V119H187ZM5 119V120H4ZM242 119V118H241ZM251 120L253 119V117L251 116V118H250ZM249 119V120H250ZM46 120H48V121H46ZM81 120V121H80ZM236 120V121H235ZM248 120V119H247ZM254 120V119H253ZM262 120V119H261ZM71 121V122H70ZM242 121V120H241ZM218 124H217V123ZM219 122H221V123H219ZM223 122V123H222ZM251 122H254V121H250V123ZM264 121L262 120V123H263ZM14 123H16V124H14ZM72 123H76L75 125L77 126V127H74L75 125H73V126H71L70 124ZM215 123V124H214ZM246 123H249V122H246ZM12 125V127H11V125ZM191 124V123H190ZM194 124H196V123H194ZM224 127H222L221 125ZM13 125H18V127H17V129H14V130H11V129H13ZM67 125L69 126V127H67ZM214 125H218L217 127H214ZM71 126V127H70ZM228 126H230V127H228ZM11 127V128H10ZM16 127V126H15ZM14 127V128H15ZM74 127V128H73ZM213 127H214V129H213ZM227 129H226V128ZM8 128H10V129H8ZM70 128V130H68ZM197 128V127H196ZM219 128H222V129H225L226 131L225 132H223V130L221 129H219ZM231 130H230V129ZM77 129V130H76ZM199 129V128H198ZM218 129V130H217ZM8 130H9V132H8ZM17 130V131H16ZM59 130H61L60 132L61 133H59L58 131ZM71 130H72V132H71ZM79 130V131H78ZM196 130V129H195ZM217 130V131H216ZM5 131V132H6ZM13 131V132H12ZM73 131L75 132L74 134H73ZM219 131H220V133H219ZM236 131V130H235ZM15 132V133H14ZM64 133V135H63V133ZM193 132V131H192ZM196 132H198V131H196ZM218 132V133H217ZM237 132V131H236ZM12 133V134H11ZM14 133V134H13ZM19 133H21V130H20V132ZM55 133H56V135H55ZM78 133V134H77ZM189 133H191V132H189ZM203 133H204V135H203ZM206 133H207V135H206ZM208 133H210V135L208 134ZM211 133L214 135H212L213 136V138H211L210 136H211ZM216 133H217V136H216ZM260 133H262V134H264V129H261V132ZM54 134V135H53ZM62 134V136L61 137H63V140L65 141V142H63L62 140V142L61 143H63V144H61V143H59L60 142V135ZM196 134V133H195ZM198 134V133H197ZM219 134V135H218ZM221 134H224V135H221ZM232 134H234V135H232ZM244 134H246V133H244ZM261 134V137L263 136ZM17 135V134H16ZM59 135V136H58ZM77 135V136H76ZM79 135L81 136V139H79ZM191 135V134H190ZM54 136V137H53ZM66 136V137H65ZM53 137V138H52ZM77 137H78V139H77ZM260 137V138H261ZM264 137V136H263ZM263 137H262V139H263ZM8 138H5V139H8ZM17 140V138L18 137H16V136H14L13 137V139H11V140H13L12 142H10V143H12V144H9V145H11V146H8L12 151H14V149H16V146H18V145H16L17 144V142H16V140ZM82 138H85V139H82ZM205 138H203L204 140H205ZM37 139V140H36ZM62 139V138H61ZM230 139V140H229ZM9 141H11L10 139H8ZM40 140V141H39ZM53 140V141H52ZM82 140H85V142H84V144L82 145V143H80V142H83ZM88 140V141H87ZM18 141V140H17ZM222 141H223V143L224 144H226V146L222 143ZM264 140H260V142H263ZM15 142H16V144H15ZM19 142V141H18ZM44 142H45V144H44ZM52 142H54V144H50V143ZM67 142H69V144L71 145H68V143ZM93 143V144H91V143ZM207 144H211V142H209L208 143V140L207 141H205ZM6 143H8V141L6 140ZM20 143V142H19ZM18 143V144H19ZM32 144L34 143V142H31ZM67 143V144H66ZM88 143V144H87ZM89 143L92 145L91 147L94 149V151H90V149L87 147V146H89ZM258 143V142H257ZM264 143V142H263ZM262 143V144H263ZM15 144V145H14ZM49 144V145H48ZM228 144V145H227ZM233 144V145H234ZM238 144V143H237ZM262 144L261 143H259V145H261L262 146ZM12 145H13V147H15V148H13L12 147ZM20 145V144H19ZM50 145H51V147H50ZM61 145V146H60ZM63 145V146H62ZM87 145V146H86ZM224 145V146H223ZM258 144H257V146H259ZM70 146V147H69ZM86 146V147H85ZM232 146V145H231ZM264 146V145H263ZM19 147V146H18ZM18 147H17V153L16 152H13L12 153V157H15L16 159L17 158H20L21 159V164L19 165V164H17V167H18V165L19 166H22V164H23V161H25V158H24V160H23V158H21V157H23V153H21V155L18 153L19 152V149H18ZM63 147V148H62ZM236 147V149H237V151H236V149L234 150V151H236V153L238 152V151H241V150H239V147L238 146H236V145H234V148ZM20 148V147H19ZM38 148V149H37ZM91 148V149H92ZM241 148V147H240ZM10 149H8V150H10ZM42 149V150H41ZM60 149H58V150H60ZM87 149H88V151H89V153L90 152H93L91 155V157H90V155H89V153H88V151H87ZM244 149V148H243ZM256 149H258L257 147H256ZM45 150V149H44ZM217 150H216V152H217ZM12 151H8V153L9 152H12ZM21 152H23L22 150H20ZM225 151H227V152H225ZM258 151V150H257ZM256 151V152H257ZM261 151H262V149H261ZM260 152V151H259ZM47 153V152H46ZM96 153V152H95ZM227 153V154H226ZM235 153V154H236ZM11 154V153H10ZM9 154V155H10ZM43 154H42V156H43ZM230 154V155H229ZM8 155V154H7ZM6 155V157H8ZM225 155L223 156V157H225ZM11 156H9L7 159H6V157L4 158V161H5V166H6V168L4 169V171L2 172V175H0V177L2 178V179H4L3 181H6V183H8V185H12L13 187H15V189H16V191L15 192H17V190H19L20 188H24L25 187V184L27 185L28 183H29V185H30V183H33L32 182V180L31 179H29V178H27V176H26V174L24 173V169L22 170V168H18V169H21L22 171H20V175L19 176H17V177H19L20 179H19V181L17 180L16 181V178L17 177H15V179L12 177V175H13V173H14V171H16L14 174H16L17 172H18V170H16V168L17 167H15L16 165L13 163L14 161H15V158H14V160L13 159H11L10 160V158H11ZM41 156V159H43V157ZM53 156V157H52ZM52 157V158H51ZM97 159H99V158H97ZM11 161L12 162V160H13V162L11 163V162H9V161ZM27 160V159H26ZM54 160V161H53ZM57 161V162H56ZM26 162V161H25ZM28 162V161H27ZM58 162H59V164L61 165V166H59V164H58ZM8 163H10L11 165L12 164H14L15 166L13 167H11V165L9 166V164ZM7 164H8V167H7ZM29 165V163H25V165ZM31 164V163H30ZM106 164V165H105ZM244 164V163H243ZM45 165V164H44ZM43 165V166H44ZM57 165H58V168H60V169H58L57 168ZM71 165V166H72ZM103 165V166H102ZM105 165V166H104ZM234 165H236L235 163H234ZM41 166V165H40ZM47 166V165H46ZM46 166H44V167H46ZM51 166H49V167H51ZM263 166H264V164H263ZM27 167V166H26ZM49 167H48V169H49ZM102 167V168H101ZM105 167V168H104ZM8 168H10L12 171H13V173L11 172V170H9ZM47 168V167H46ZM42 169V168H41ZM40 169V170H41ZM66 169V168H65ZM105 169L107 170V171H105ZM231 168L230 167H226V169H225V171H227V174L229 173V170H230ZM37 170H39V169H37ZM100 170H101V172H100ZM8 171V172H7ZM11 173V175H8V174H6V173ZM22 172V173H21ZM6 174V175H4V174ZM9 173V174H10ZM39 174H40V172H38ZM19 173H17V175H18ZM38 174V175H39ZM49 173H47V175H48ZM153 173H151L150 175H152ZM38 175H37V172H36V179H41L40 177H38ZM73 175H75V176H73ZM112 175H114V174H112ZM229 175H231V174H229ZM114 176H116V175H114ZM153 177H154V174L152 175ZM152 176H150V178L152 177ZM12 177V178H11ZM44 177V176H43ZM46 178H47V176H45ZM73 177V178H72ZM75 177V178H74ZM152 177V178H153ZM261 177V176H260ZM180 178H181V180H180ZM250 178V177H249ZM29 179V180H28ZM259 179V177H256L255 176V174H254V177L251 179L252 180V185H253V190H254V193H255V195H256V198H257V202L258 203H260L263 207H264V191H263V186L261 187L260 185H263V184H260V183H262L260 180H258ZM261 180H262V178H260ZM171 180V179H170ZM178 182H177V184H178V186H179V188L180 189H178V190H176V191H174V193L173 194H169V195H167V196H165L164 198H162V197H160L159 196V198H160V201H158L159 203V206L160 207H162L163 209H166V208H172V209H174L176 206H178L179 204V201H188V202H192V201H194V200H196V198L194 197V196H198V194H200L201 193V191H205L204 189H202V183H201V181H200V179H198V178H196V177H194V176H192V177H190L189 179H187V183H186V185H184V183H182L183 182V178L180 176L179 178H178ZM38 181V180H37ZM181 181V182H180ZM70 182V181H69ZM167 182H168V185H171V186H173V183H171L170 184V182H169V180H167ZM172 182H174V181H172ZM176 182V181H175ZM175 182H174V184H175ZM5 183V182H4ZM4 183H3V187L6 185V186H8L6 183H5V185H4ZM108 183V184H107ZM156 183V182H155ZM154 183V184H155ZM53 184H55V185H53ZM113 184L114 185H116L115 187H114V189H113V191H116L117 190V192H113V191H111V192H108L105 188H107V189H112L113 188ZM154 184H153V186H154ZM0 185H2V184H0ZM16 185H18V187L16 186ZM29 185H28V188H29ZM108 185V186H107ZM123 185H125V186H123ZM176 185V184H175ZM5 186V187H6ZM34 186V185H33ZM57 186V188H56V191L54 190L53 191V189L52 190H50L51 188L50 187H53V188H55ZM123 186V187H122ZM2 187V186H1ZM0 187V188H1ZM2 187V189H0V194H1V190H3L4 188ZM9 187V189H10V186H8ZM12 187V188H13ZM60 187V188H59ZM97 187H98V189H97ZM102 187V188H101ZM109 187V188H108ZM120 187V188H119ZM7 188V187H6ZM19 188V189H18ZM74 188V189H75ZM117 188V189H116ZM119 188V189H118ZM121 188H124V190H126V191H121L122 189ZM8 189V188H7ZM8 189V191H10L11 192V190H9ZM14 189V190H15ZM26 189V188H25ZM78 189H80V188H78ZM116 189V190H115ZM213 189V193H217L218 195H221V196H225L226 195V192H225V190H224V188L223 187H221L220 186V188H212ZM6 190V189H5ZM22 190V189H21ZM119 190V191H118ZM200 190V191H199ZM28 191V190H27ZM51 191H53V192H51ZM84 191V192H83ZM88 191V192H87ZM103 191H105V192H103ZM107 191V192H106ZM208 191V190H207ZM6 192V191H5ZM12 192H13V189H12ZM24 192V191H23ZM29 192V191H28ZM35 192H38V191H35ZM54 192H57L58 193V196H60V199H62L61 198V196H63V194H64V196H67V198L66 197H64L62 200H60L59 199V197L58 196H56V199H55V201H54V199H53V201H54V203L57 201V203H58V205L60 206H57V205H55V204H57V203H55V204H53L52 202L53 201H51V195L53 196L54 194ZM64 192V193H63ZM87 192V193H86ZM122 192V193H121ZM128 194H127V193ZM209 192V191H208ZM18 193V192H17ZM57 193L55 194V195H57ZM62 193V194H61ZM77 193H78V195H77ZM113 193V194H112ZM130 193V194H129ZM6 194H7V192H6ZM10 194V193H9ZM11 194H14V193H11ZM10 194V195H11ZM61 194V195H60ZM77 195V196H75V195ZM85 195V196H83V195ZM90 194V195H89ZM2 195V194H1ZM9 195V196H10ZM27 195H29V194H27ZM30 195H32V194H30ZM39 195H41V196H39ZM55 195H54V197H55ZM80 195H82V196H80ZM4 196V195H3ZM16 196H18V195H16ZM33 196V195H32ZM36 196V194L33 196V197H35ZM80 196V197H79ZM20 197V196H19ZM19 197H18V199H19ZM83 197V198H82ZM227 198H229L230 196H228V194H227V196H226ZM6 198H8V194H7V196L5 197V199ZM11 199H12V196L10 197ZM28 198V199H29ZM57 198H58V200H57ZM78 198L80 199V201L78 200ZM81 198H82V200H81ZM156 198V197H155ZM158 198V199H159ZM16 199H17V197H16ZM50 199V201H51V203H52V205H55V206H57V207H55L54 208V206L52 207V209H49V208H51V207H49L48 205H50V203L48 204V200ZM84 199V200H83ZM60 200V201H59ZM154 200L155 199H149L148 200V202H149V206H150V208H154V209H157V207L155 208V206H156V204H157V202H154ZM13 201H15V200H13ZM17 201H19V200H17ZM16 201V202H17ZM27 201V200H26ZM30 201V200H29ZM40 201H39V203H40ZM135 201V202H134ZM156 201V200H155ZM5 202H7V200H5ZM31 203H33V201H30ZM30 202H28V203H30ZM60 202H62V203H64L63 205H62V203L60 204ZM68 202V203H67ZM70 202H71V204H70ZM196 202H198V205L200 206V207H205V206H207V203L209 204V203H211L212 201L209 199V197H205V199H201L200 198V196L198 197V200H196ZM8 203V202H7ZM13 203V202H12ZM15 203V202H14ZM183 203H185V202H183ZM18 205H19V203H17ZM48 204V205H47ZM81 204V206H82V204H85V205H83L82 207V209L81 208H79L80 205ZM32 205H34V203L32 204ZM69 205H68V208H69ZM12 206H13V204H12ZM12 206H10V208L11 209H14V208H12ZM15 206V205H14ZM35 206V205H34ZM51 206V205H50ZM73 206V205H72ZM84 206H86L85 208H84ZM158 206V207H159ZM18 207H20V206H18ZM25 207V206H24ZM24 207H22L21 209L23 210V208ZM31 207H33V206H31ZM31 207H28L27 208V206H26V208H27V210H28V219H32V221L31 222H33L34 223V221H33V219L35 220V218H36V216L38 217V219H39V214H40V212L38 211H36V209H34L33 208V210H34V212H32L33 210H31L30 208ZM59 207V208H58ZM73 207V208H74ZM87 207H89L88 209L90 210H87ZM136 207H137V209L139 210V211H136L137 209H136ZM158 208V209H162V208ZM166 207V208H165ZM78 208V209H77ZM58 209H60L61 210V216H60V213H59V211H58ZM153 209V210H154ZM17 210V209H16ZM24 210H25V208H24ZM27 210H25V211H27ZM50 210H55V211H50ZM57 210V211H56ZM72 210V209H71ZM80 210H81V213H80ZM82 210H84V211H82ZM193 211L195 210V208L194 209H192ZM21 211V210H20ZM48 211V212H47ZM89 211V212H88ZM0 212H1V209H0ZM22 212V211H21ZM57 212V213H56ZM66 212V213H65ZM74 213H75V211H73ZM86 212H88V214H86ZM8 213H10V215H12L13 216V218H18V219H20L21 217L20 216H22L23 214H20L19 213V211H18V216H17V214L15 215V213H17V212H15L14 211V214L12 213V211H10V209H9V211H8ZM38 213V214H37ZM69 213H72V212H70L69 211ZM80 213V214H79ZM130 217L132 218V222L131 221H128V219H130ZM136 217V218H135ZM37 219V220H38ZM135 219V221H133ZM37 220H35V221H37ZM131 220V219H130ZM16 221H18V222H20L19 220H17L16 219ZM28 223V222H27ZM32 223V224H33ZM125 223V224H124ZM17 224V223H16ZM31 224V225H32ZM122 224H123V226H122ZM18 225H19V228L20 227H22L21 226V224L20 223H18ZM28 226H30V224H28ZM27 225H26V228L28 227ZM33 226H35V225H33ZM18 228V229H19ZM32 229L33 228H35V227H31ZM121 228H122V230L123 231H128L129 232V234L126 236V237H122L119 233H117L119 230H121ZM25 229V228H24ZM28 229L30 230V228L28 227ZM31 229V230H32ZM20 230V229H19ZM31 230L29 231V232H31ZM34 230V229H33ZM21 231H23V229L21 230ZM27 231V230H26ZM25 231V232H26ZM121 238H127V240H125V241H122V239ZM226 244H228V243H226ZM50 247V262L52 261L53 262V264H65L67 261V259H68V254H64V253H62V250L61 249H59V248H57L56 246H54V245H50L49 246ZM86 250V252L88 253V248H85L84 249V251ZM80 251V250H79ZM83 251V250H82ZM82 251H80V253H82ZM68 255V256H67ZM71 255V254H70ZM75 255V254H74ZM78 254H77V252H76V255L75 256H77ZM70 261H71V259H70ZM134 263H136V264H142L141 262L140 263H138L137 261H134Z\"/></svg>",
	"mask_w": 264,
	"mask_h": 264
}]
</instances>
